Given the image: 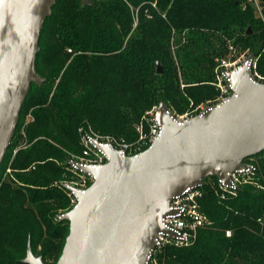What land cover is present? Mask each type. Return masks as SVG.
Segmentation results:
<instances>
[{"label":"trees","instance_id":"1","mask_svg":"<svg viewBox=\"0 0 264 264\" xmlns=\"http://www.w3.org/2000/svg\"><path fill=\"white\" fill-rule=\"evenodd\" d=\"M90 1L60 0L41 29L43 83L31 85L0 166V264H25L28 240L44 264L59 257L68 232L59 216L70 209L63 182L74 177L67 159L81 153L79 129L132 143L153 105L180 114L214 100V70L230 47L251 53L264 76L263 21L244 0ZM251 158L258 165L244 160L253 169L234 194L222 198L215 177L203 180L198 203L210 224L186 246L155 249L152 262L264 264V150Z\"/></svg>","mask_w":264,"mask_h":264},{"label":"water","instance_id":"2","mask_svg":"<svg viewBox=\"0 0 264 264\" xmlns=\"http://www.w3.org/2000/svg\"><path fill=\"white\" fill-rule=\"evenodd\" d=\"M59 1L0 0V166L31 85L43 83L35 71L39 36ZM79 1L81 7L91 4ZM252 61L249 54L225 73L231 96L193 117L180 120L160 103L154 115L159 134L138 154L125 156L96 144L106 162L76 164L92 181L82 191L66 186L77 204L59 216L68 222V232L54 264H149L175 195L201 187L209 177L228 184L229 173L249 166L244 160L264 150V83L252 77ZM156 72H162L159 63ZM22 262L44 264L29 240Z\"/></svg>","mask_w":264,"mask_h":264},{"label":"built area","instance_id":"3","mask_svg":"<svg viewBox=\"0 0 264 264\" xmlns=\"http://www.w3.org/2000/svg\"><path fill=\"white\" fill-rule=\"evenodd\" d=\"M251 4L258 16H261V5L260 0H244ZM70 51V50H68ZM243 63H237L236 61H228L226 59H220L217 61L215 67V81L214 86L218 91V96L214 99L211 105H215L220 101L228 98L232 94V87L226 81L225 73L232 72L237 66ZM255 63H251V74L252 77L260 83H264V76H259L253 71ZM155 108L146 112V115L141 121L135 126V132L138 134L137 140L132 143L124 142L123 140H117L109 136H99L93 134L91 131H85L79 129L80 143L82 150L79 155L70 158L73 164H68L69 170L77 175L79 183L78 186H74L72 181L65 182L66 186H71L78 190H84L91 183L92 179L90 176L85 175L77 170L76 164H82L87 166H101L106 162V157L102 151H100L96 144L109 145L111 148L120 151L125 156H133L146 149L152 141L159 134V127L154 121V115L156 113ZM193 116H178L176 118L184 120ZM146 126V130L144 128ZM23 133V130L21 131ZM15 153V151L13 152ZM253 169L249 165L244 170L239 172H232L228 174L229 183L224 184L220 180L216 179L217 187L222 192L221 197H224L225 193L234 194L237 183L241 176H244ZM200 187L186 188L183 192L175 195L168 204V213L161 219V225L163 231L157 233L155 244L149 258V264H155L151 261L152 254L155 249L162 248L165 245H172L175 247L186 246L194 241L199 229L205 228L210 224L206 216L200 211L198 200L201 197ZM67 195L70 199V209L77 204L76 197L67 189ZM225 236H230V231H225Z\"/></svg>","mask_w":264,"mask_h":264},{"label":"rangeland","instance_id":"4","mask_svg":"<svg viewBox=\"0 0 264 264\" xmlns=\"http://www.w3.org/2000/svg\"><path fill=\"white\" fill-rule=\"evenodd\" d=\"M261 19H262V21H263V26H264V18H263V15L261 14V16H259ZM135 21H136V19H135ZM171 52H172V55H173V57H174V46L173 45H171ZM249 54H251V53H249V52H241V51H239L237 48H234V47H230L229 48V50H228V52L225 54V56H223L222 57V59H226V60H228V61H236L237 63H243L244 62V60L246 59V57L249 55ZM174 59H175V57H174ZM253 62L255 63L256 62V59H255V57L253 56ZM255 67H256V65H255ZM254 71V70H253ZM255 73L256 74H258L259 76H262L261 74H259L258 73V71H256V68H255ZM180 83H181V81H180ZM214 84V83H213ZM212 83H211V85H213ZM181 87H183V85L181 84ZM214 100L213 99H211V100H207V101H205V102H201V103H199V104H197V105H193L191 102L189 103V106H188V108L184 111V112H182V113H175V112H172L171 111V113L175 116V117H178V116H195V115H197L199 112H201L203 109H205L206 107H208V106H211V103L213 102ZM160 104V103H159ZM158 104V105H159ZM158 105H153L148 111H150L151 109H153V108H155V109H157V107H158ZM31 109V108H30ZM30 109H28V111H27V114H25L24 115V117H23V126L24 125H26L29 121H31V116H30ZM148 111H146V112H148ZM22 145H24L23 143L22 144H20V146H22ZM20 146H18L17 148H15L13 151H12V154H11V157L14 155V151H16ZM248 162L250 163V164H252V165H258V160L257 159H255V158H250L249 160H248ZM8 166H9V163H7V168L3 171V173H2V177H1V180L4 178V179H7V174H10V169L8 168ZM74 175V177L71 179V181L73 182V184H74V186H78L79 185V183H77V181H78V177H77V175H75V174H73ZM63 184H65V182H63ZM52 262V261H51ZM50 262V263H51Z\"/></svg>","mask_w":264,"mask_h":264}]
</instances>
